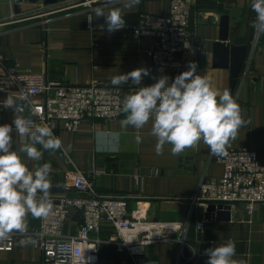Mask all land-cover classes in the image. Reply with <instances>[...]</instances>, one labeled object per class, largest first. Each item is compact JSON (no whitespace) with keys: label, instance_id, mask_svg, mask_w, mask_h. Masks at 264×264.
<instances>
[{"label":"crops","instance_id":"crops-1","mask_svg":"<svg viewBox=\"0 0 264 264\" xmlns=\"http://www.w3.org/2000/svg\"><path fill=\"white\" fill-rule=\"evenodd\" d=\"M169 5L170 0H141L129 9L121 0L115 6L124 12L126 23H136L140 13L163 15L168 13ZM112 6L108 0L70 7L46 4L45 0H0V63L7 66L17 63L21 71L43 73L50 84L108 85L122 88L125 95L134 91L135 86L131 81L112 85V77L145 67L150 74L143 78V86L155 83L163 75L173 79L170 69L154 66L146 54L153 39L110 34L104 18L92 11L103 7L108 12ZM222 15L230 18L229 41L248 46L234 90H231L230 68L214 65L213 44L219 40ZM255 16L248 0H197L191 27L206 43L198 56V72L218 92L228 90L234 95L246 122L238 129L235 139L228 141L226 149L248 147L257 151L264 164V33L252 27ZM3 72L0 66V77ZM7 95L19 96L16 91L0 92V99ZM16 115L35 119L31 113ZM13 118L12 110H0V124H11ZM123 119L125 114L111 120L86 118L74 132L60 128L58 135L68 158L60 155L61 149L44 151L40 161L29 160L24 153L21 156L33 171L49 163L51 186L70 189L51 194L80 196L71 179V173L78 169L95 173L100 194L126 197L129 211L141 210L148 220L173 222L191 218L187 239L194 244L195 253L182 254L178 245L170 241L155 242L143 256V264H206L200 260V244L229 239L236 245L235 259L243 264H264V203L254 212L243 204H235L230 221L208 220L205 216L208 203L194 198L203 179H218L223 173L222 165L213 159L208 146L200 142L179 155L172 154L171 145L157 151L151 120L137 130L122 127ZM137 136L141 138L139 142ZM13 139L14 147H18L20 138L13 133ZM71 214L65 232L76 234L82 216L76 209H71ZM197 221L205 222L200 230L195 227ZM26 224L28 231L17 233L14 248L0 251V264H43L33 242L19 244L21 239L32 240L31 233L40 226V218L28 215ZM111 233L105 228L101 237ZM101 259L102 264H121L126 255L119 253L115 245L106 244Z\"/></svg>","mask_w":264,"mask_h":264},{"label":"built area","instance_id":"built-area-1","mask_svg":"<svg viewBox=\"0 0 264 264\" xmlns=\"http://www.w3.org/2000/svg\"><path fill=\"white\" fill-rule=\"evenodd\" d=\"M196 1L170 0L168 13L142 12L138 22L126 23L117 33L124 37L153 39L146 54L154 66L170 69L174 79L188 70L189 62H197L206 47L205 40L191 27ZM0 66L4 69L0 92L16 91L19 96H25L26 100L19 102L20 113H31L35 118L34 125H47L58 137L60 128L74 132L83 119L111 120L124 114L121 109L126 95L120 87L50 84L43 73L21 71L17 63L11 66L0 63ZM60 155L68 158L63 148ZM212 157L222 165V176L203 179L195 200L231 206L243 204L250 212L264 203V164L257 151L237 147L226 149L225 155L212 154ZM71 179L72 187L81 195L49 193L50 211L40 218V226L31 233L43 264H102L101 248L105 244L115 245L119 253L126 255L121 264H143L147 249L161 241L178 245L182 254L187 248L195 253L194 244L187 239L191 218L173 222L151 221L141 210L129 211L126 197L100 194L95 173L76 169L71 173ZM71 209H76L82 216L76 234L65 232ZM195 224L200 230L205 222ZM105 228L112 233L102 238ZM16 237L17 233H13L7 239H0V251H11Z\"/></svg>","mask_w":264,"mask_h":264},{"label":"clouds","instance_id":"clouds-1","mask_svg":"<svg viewBox=\"0 0 264 264\" xmlns=\"http://www.w3.org/2000/svg\"><path fill=\"white\" fill-rule=\"evenodd\" d=\"M121 0H108L113 5L108 12L103 7L92 11L97 17H103L108 33H115L126 26L124 12L119 6ZM141 0H124L129 9L139 5ZM255 12L252 27L258 33H264V0H248ZM91 18L89 22H91ZM198 63L191 61L188 70L172 79L163 75L155 83L143 86L142 80L150 74L145 67L111 78L112 85L121 82L131 83L135 90L124 97L122 112L125 119L122 127L131 126L142 129L150 120L151 134L156 137L157 151L165 145H171L173 155H179L186 148L200 142L206 144L213 155H225L230 139H235L238 129L246 122L243 119L240 104L234 95L224 90L218 92L200 72ZM18 100H26L23 95H7L0 99V110H12L14 118L11 124H0V239H7L13 233L25 234L28 231L26 217L47 216L51 204L49 163H43L34 171L29 169L21 156L26 154L29 160L40 161L44 151L55 152L62 148V140L47 125H34L28 116H17L22 111ZM13 133L21 143L14 147ZM140 136L136 137L137 142ZM33 241L21 239L25 246ZM203 255L206 264H243L235 259L236 245L231 239L208 247Z\"/></svg>","mask_w":264,"mask_h":264},{"label":"water","instance_id":"water-1","mask_svg":"<svg viewBox=\"0 0 264 264\" xmlns=\"http://www.w3.org/2000/svg\"><path fill=\"white\" fill-rule=\"evenodd\" d=\"M85 2H87V0H45L46 4H62L63 7H70ZM229 23L230 18L228 15H222L220 17V35L219 40L213 44V58L214 65L216 67L230 68L232 78L231 90H234L248 55V46L235 45L229 41ZM69 190L70 189L65 187L51 186L49 192L66 193L69 192ZM205 216L208 220L213 219L216 221H230L232 216V206L222 203H209L205 212ZM210 246H213V244L201 243L199 246L200 260L202 263H206L207 261V256L203 255V253ZM185 252L189 256L191 250L187 248Z\"/></svg>","mask_w":264,"mask_h":264},{"label":"trees","instance_id":"trees-1","mask_svg":"<svg viewBox=\"0 0 264 264\" xmlns=\"http://www.w3.org/2000/svg\"><path fill=\"white\" fill-rule=\"evenodd\" d=\"M105 245H106V244H105ZM105 245L102 246V248H101V253H102V249H103V247H104Z\"/></svg>","mask_w":264,"mask_h":264},{"label":"rangeland","instance_id":"rangeland-1","mask_svg":"<svg viewBox=\"0 0 264 264\" xmlns=\"http://www.w3.org/2000/svg\"><path fill=\"white\" fill-rule=\"evenodd\" d=\"M98 3V2H97ZM90 5L92 6V5H94V3H90Z\"/></svg>","mask_w":264,"mask_h":264}]
</instances>
